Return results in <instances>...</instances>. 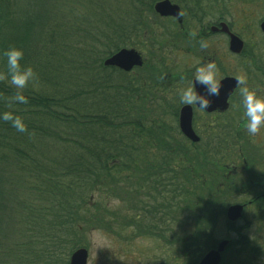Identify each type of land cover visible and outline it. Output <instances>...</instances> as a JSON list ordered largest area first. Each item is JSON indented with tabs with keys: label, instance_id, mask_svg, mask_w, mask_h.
I'll return each instance as SVG.
<instances>
[{
	"label": "trees",
	"instance_id": "16d2710c",
	"mask_svg": "<svg viewBox=\"0 0 264 264\" xmlns=\"http://www.w3.org/2000/svg\"><path fill=\"white\" fill-rule=\"evenodd\" d=\"M159 1L0 0V53L22 48L21 63L37 74L23 90L28 102L11 107L16 90L0 79V112L19 115L27 129L0 120V264H68L85 248L84 232L125 237L136 215L154 212L163 229L172 220L175 251L182 221H194L199 199L214 196L201 167L215 164L218 141L212 131L196 143L175 132L179 99L149 86L183 84L180 68L165 74L175 67L161 64L166 54L179 57L184 37L202 23L260 0H168L182 25L154 12ZM121 49L160 63L130 72L105 66ZM148 229L141 237L150 238Z\"/></svg>",
	"mask_w": 264,
	"mask_h": 264
},
{
	"label": "flooded vegetation",
	"instance_id": "af4514ba",
	"mask_svg": "<svg viewBox=\"0 0 264 264\" xmlns=\"http://www.w3.org/2000/svg\"><path fill=\"white\" fill-rule=\"evenodd\" d=\"M235 11L242 20L235 17ZM229 12L225 18L219 16L212 22L202 23L194 37L185 36L179 48L181 50L178 53L179 57L175 55L169 57L166 54L169 59L167 57L161 64L166 67L171 63L175 67L166 70L165 74L180 68L183 84L157 85L149 88L153 91L159 90L162 93H159L160 97L176 99L178 88L187 85L195 68L211 59L215 60L219 75L223 79L236 80L241 76L236 74L239 70L246 77L247 86L256 89L257 95L264 96V33L260 29L261 23L264 22V0H260L254 6L239 5L229 8ZM252 12L261 13L256 24L247 21L252 17ZM180 18L168 19L182 25V16ZM221 24L225 25L228 33L222 31ZM228 34L242 42V49L238 54L230 51ZM201 39L208 41L207 49L199 47L198 42ZM219 41L226 45L223 51L219 50L218 46L221 49ZM155 49L158 48L154 47ZM136 52L141 60V66L136 68L160 63L154 57L146 60V55L142 51ZM252 59L258 60L255 61L257 64L255 69H250L248 64ZM172 60L174 62H171ZM230 60H236L238 64L234 66ZM239 87L237 85L228 97L226 108L223 110L201 112L195 106H188L192 110V131L198 142L212 131L209 137H213L218 143L214 150L215 164L201 167L204 172L202 184L209 180L215 194L213 197L202 196L199 199L194 221L190 222L187 218L182 221L181 249L173 250L172 220L166 218L167 228L163 229L160 214L154 212L148 219L136 215L134 221L127 226L133 230L136 237L143 235V230L148 226L146 233H149V237L156 245L158 242V246L163 248L162 252L167 256L166 261H169V264L176 261L173 254L178 252L182 264H200L211 252L217 253L218 261L215 264H264V129L256 136H249L247 133V118L244 116ZM154 96L158 94L154 92ZM145 101L147 102V98ZM183 107L186 106L179 107L176 118H170V123L174 124L172 126L175 132L178 130L180 135L186 138L179 128V113ZM197 124L201 127H196ZM221 141H224V148H220ZM162 260V256L154 255L151 263L162 264Z\"/></svg>",
	"mask_w": 264,
	"mask_h": 264
},
{
	"label": "clouds",
	"instance_id": "9594fccd",
	"mask_svg": "<svg viewBox=\"0 0 264 264\" xmlns=\"http://www.w3.org/2000/svg\"><path fill=\"white\" fill-rule=\"evenodd\" d=\"M183 16V13H179ZM195 35V34H193ZM201 49H207L209 43L207 40L201 39L199 42ZM4 57L6 72L0 74V79L8 78L11 86L15 88L14 94L8 98V106L14 104H26L27 97L23 94V90L37 79L34 68L30 65L22 64L24 51L22 48L9 47L0 53ZM219 69L215 60H207L197 66L192 74V79L188 81L186 86L177 90L179 103L184 106H195L199 111L206 112L210 103L206 95L198 93L196 85L205 86L209 95L220 94L221 80ZM236 85H239V93L241 103L244 108V116L247 118L246 130L249 136H256L264 129V96L257 95L256 89L247 86L246 77L241 75L236 78ZM0 120L10 122L11 126L20 133L27 131L26 125L19 115H15L12 111L0 112Z\"/></svg>",
	"mask_w": 264,
	"mask_h": 264
},
{
	"label": "rangeland",
	"instance_id": "374dc122",
	"mask_svg": "<svg viewBox=\"0 0 264 264\" xmlns=\"http://www.w3.org/2000/svg\"><path fill=\"white\" fill-rule=\"evenodd\" d=\"M234 14L236 18L242 20L238 12L235 11ZM260 17V13L252 12V17L248 18L247 21H252L256 24V21L260 20ZM255 35L258 36V34ZM219 43L221 49L218 44L217 46L220 51H223L226 45L223 41H219ZM230 63L234 66L238 64L236 60H230ZM236 74L242 75L239 70ZM117 206L119 207V202L115 201L114 203H108L109 208H116ZM127 232L129 235L125 237L113 235L108 231L88 230L84 232L81 239L82 244L88 252L87 264H152L151 261L154 255L163 257L162 264H169V261H166L167 256L162 252L163 248L161 249L160 246H158V242L156 245V243L146 235L142 237L138 236L133 239L134 235L132 231L129 230ZM173 256L176 261H171L170 264H182V258L180 259L179 252L173 254Z\"/></svg>",
	"mask_w": 264,
	"mask_h": 264
},
{
	"label": "water",
	"instance_id": "95a60500",
	"mask_svg": "<svg viewBox=\"0 0 264 264\" xmlns=\"http://www.w3.org/2000/svg\"><path fill=\"white\" fill-rule=\"evenodd\" d=\"M154 11L160 17H171L178 19L180 10L177 5L170 3L168 0L157 2L154 5ZM223 32H227L225 25L221 24ZM261 31L264 33V22L260 25ZM230 38L229 47L230 51L233 53H239L242 49V42L235 36L228 34ZM105 66L116 67L124 72H128L134 67L141 66L140 56L137 52L132 49H122L112 55L110 58L105 60ZM236 81L232 78H226L221 81L220 94L209 95L205 86L196 85V90L198 93L204 94L209 99L210 103L206 109L207 112H212L215 109L223 110L226 108V101L228 97L232 94L233 90L236 88ZM192 110L190 107L186 106L180 110L179 113V128L181 133L190 141L197 142L198 138L192 131L191 127ZM230 217H232V212ZM218 261L217 253H209L205 259L200 264H215ZM69 264H87V251L83 248L76 250L70 257Z\"/></svg>",
	"mask_w": 264,
	"mask_h": 264
}]
</instances>
